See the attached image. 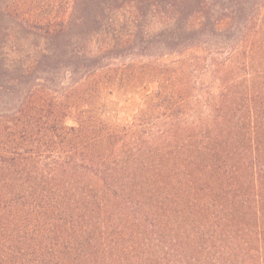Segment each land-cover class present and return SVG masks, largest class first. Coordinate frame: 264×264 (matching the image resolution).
<instances>
[{"label": "trees", "instance_id": "16d2710c", "mask_svg": "<svg viewBox=\"0 0 264 264\" xmlns=\"http://www.w3.org/2000/svg\"><path fill=\"white\" fill-rule=\"evenodd\" d=\"M41 2L0 0V264L264 248V0H93V36L113 30L93 53ZM143 45L153 63L118 56ZM142 90L131 121L106 119L109 96Z\"/></svg>", "mask_w": 264, "mask_h": 264}, {"label": "rangeland", "instance_id": "374dc122", "mask_svg": "<svg viewBox=\"0 0 264 264\" xmlns=\"http://www.w3.org/2000/svg\"><path fill=\"white\" fill-rule=\"evenodd\" d=\"M38 4V3H37ZM37 4H33L35 9H40L44 16H55L58 15L63 19L64 22V33L65 39L64 44L68 50L74 49H82V50H91L93 53V47H97L104 40H110L112 37L113 30L106 27V32L93 36V0H86L84 3H79L76 5L75 0H42V2L37 7ZM117 16V21L120 23L124 20V17L133 16L132 10L129 7H125L121 10ZM85 18V19H84ZM87 20L90 22V31L87 39H83L84 36V22ZM138 24H142L138 23ZM159 28H152L153 32H150L152 36L156 35L159 31ZM135 28L131 29L129 25L122 23V25L117 28V32H114L113 36H117L119 34L128 36L130 34H134ZM153 33V34H152ZM78 36L81 39H78ZM142 48V49H141ZM151 48L145 49V46H140V49L133 50H125L123 53H120L121 58L128 64H150L153 63L154 56ZM138 52L137 55H135ZM93 65V63H90ZM149 94V90H142L137 92L136 94H129L127 97H122L120 94L116 96H109L107 98V107L106 113L109 115L106 117L107 120H110L112 125H116V122L121 124H126L131 121V118L134 114H136L145 97ZM121 123V124H120ZM258 244H249V255H246L242 258V255L237 259L238 253H234L233 255L229 254H220L218 256L221 262H229V261H237L236 264H240V261L243 259L244 264H264V248L260 245V249H258ZM217 257V256H216ZM213 258V257H211ZM258 259L260 262L258 263ZM214 260V259H213Z\"/></svg>", "mask_w": 264, "mask_h": 264}]
</instances>
